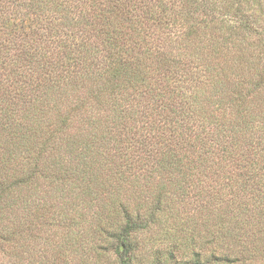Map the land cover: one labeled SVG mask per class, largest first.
<instances>
[{"label":"trees","instance_id":"trees-1","mask_svg":"<svg viewBox=\"0 0 264 264\" xmlns=\"http://www.w3.org/2000/svg\"><path fill=\"white\" fill-rule=\"evenodd\" d=\"M0 264H264V0H0Z\"/></svg>","mask_w":264,"mask_h":264}]
</instances>
